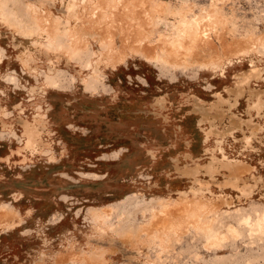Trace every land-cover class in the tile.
<instances>
[{"label":"rangeland","instance_id":"1","mask_svg":"<svg viewBox=\"0 0 264 264\" xmlns=\"http://www.w3.org/2000/svg\"><path fill=\"white\" fill-rule=\"evenodd\" d=\"M0 264H264V0H0Z\"/></svg>","mask_w":264,"mask_h":264},{"label":"bare ground","instance_id":"2","mask_svg":"<svg viewBox=\"0 0 264 264\" xmlns=\"http://www.w3.org/2000/svg\"><path fill=\"white\" fill-rule=\"evenodd\" d=\"M212 138H213V139H219L218 137H216V138H215V137H212ZM213 139H212V140H213ZM220 139H221V138H220ZM212 140H211V141H212ZM221 140H223V141H224V139H223V138H222ZM215 141H216V140H215ZM225 141H226V140H225ZM217 143H218V142H217ZM225 143H226V142H225ZM214 144H216V143H214ZM218 144H220V145H221V144H222V141H221V143H220V140H219V143H218ZM220 145H219V147H221L223 144H222L221 146H220ZM218 149H219V148H218ZM220 149H222V147H221Z\"/></svg>","mask_w":264,"mask_h":264}]
</instances>
